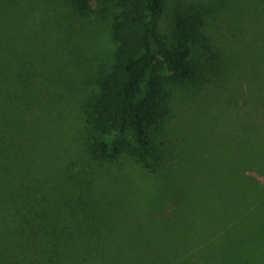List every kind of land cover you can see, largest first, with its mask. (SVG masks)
<instances>
[{
    "label": "trees",
    "instance_id": "16d2710c",
    "mask_svg": "<svg viewBox=\"0 0 264 264\" xmlns=\"http://www.w3.org/2000/svg\"><path fill=\"white\" fill-rule=\"evenodd\" d=\"M65 1L80 18L98 12L110 22L114 47L82 105L89 136L79 158L92 166L110 164L124 201L106 205L89 192L92 180L75 175L76 162L63 154L50 120H34L39 132L32 136L26 125L10 130L12 123L0 112V169L19 193L15 201L0 193V264H177L195 253L207 256L204 246L162 247L166 215L153 217L152 208L167 195L187 203L188 189L206 176L205 167L196 170L208 157L204 144L214 136L219 141L224 126L242 130L245 121L259 136V147L244 153L245 162L224 182L230 191L218 196L227 199L226 211H264V0H252L245 20L235 16L242 0H223L218 25L209 13L206 21L202 8L187 4L175 12L168 40L160 22L169 0L107 1L98 11L95 0ZM15 3L0 0V9L12 10ZM62 29L69 39L73 33ZM247 47H253L251 55ZM9 60L5 55L0 62L5 83L24 96L30 75L14 76ZM188 100L199 102V113L208 106V128L198 129L187 116ZM201 132L208 143L199 140ZM126 157L150 175L149 183L120 178L119 162ZM151 221L154 235L147 239L143 223ZM259 236L264 250V227ZM254 246L250 261L258 251Z\"/></svg>",
    "mask_w": 264,
    "mask_h": 264
},
{
    "label": "rangeland",
    "instance_id": "374dc122",
    "mask_svg": "<svg viewBox=\"0 0 264 264\" xmlns=\"http://www.w3.org/2000/svg\"><path fill=\"white\" fill-rule=\"evenodd\" d=\"M107 1L110 3L114 0H95L93 8L96 11L103 9ZM16 2L12 10L0 9V62L6 55L12 61L9 60L12 74L17 78L22 72L27 77L30 75V86L24 96L13 85L8 86L0 64V83L5 86H0V112L10 125L12 123L8 128L20 129L21 125L22 128L26 125V132L33 136L39 132L34 120L38 117L44 118L45 122L50 120L51 132L61 139L65 148L63 154L69 161L76 162L73 165L75 175H85L92 180L89 192L106 205L113 200L123 202V190L112 176L113 167L110 164L92 166L89 165L91 161L79 158L85 151V141L89 136L82 105L90 91L96 88L95 71L114 47L110 40L109 20L98 12L90 18H80L65 0ZM251 2L242 0L235 16L250 19L246 14ZM187 4L202 8L207 13V22L215 18L217 25L221 23L223 0H169L167 14L160 22L166 40L175 12ZM13 10L16 13L11 16ZM63 26L73 33L69 39L63 38ZM246 38L252 39V35ZM252 50L253 47H247L246 54L251 55ZM6 87L9 90L5 91ZM195 103L187 101V106H192L188 108L187 116H193L195 119L191 120L194 125L201 129L208 119V106L203 104L204 112L199 113V102ZM242 123V130L235 132L224 126L225 135L221 139L219 137V141L214 136L212 144L208 143L207 133L204 136L202 132L198 134L200 141L208 143L204 144L208 157L202 161L203 166L200 164L196 170L205 167L206 176L199 177L188 189L187 203L183 198L167 195L165 201L159 202L160 206L152 208L153 217L166 215L160 231L162 247H207V256L195 253L192 259H184L177 264H264V250H259L257 243L261 240L260 229L264 227V211H242L243 208L226 211L227 199L218 196L223 191H230L224 182L231 175L230 172H236L245 162L244 153L259 147V136L249 131L246 125L244 127L245 121ZM206 126L208 128V124ZM119 164L122 167L121 179H133L139 185L149 183L150 175L140 171L131 158L121 159ZM80 171L83 173L80 174ZM151 179L157 182L156 178ZM166 184L164 181V186ZM0 193L10 201H15L19 195L12 183L5 179L1 169ZM192 205H195L194 208ZM143 226L147 239H153L154 223H143ZM211 228L212 235L208 236ZM254 244L258 251L250 261ZM190 251L192 253L194 249ZM205 257H208V261H202Z\"/></svg>",
    "mask_w": 264,
    "mask_h": 264
}]
</instances>
